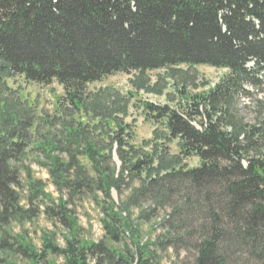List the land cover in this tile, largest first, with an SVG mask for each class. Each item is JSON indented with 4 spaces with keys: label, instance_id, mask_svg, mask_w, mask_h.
Here are the masks:
<instances>
[{
    "label": "trees",
    "instance_id": "obj_1",
    "mask_svg": "<svg viewBox=\"0 0 264 264\" xmlns=\"http://www.w3.org/2000/svg\"><path fill=\"white\" fill-rule=\"evenodd\" d=\"M199 64L226 73L201 92L175 87L176 106L144 102L154 128L139 146L123 116L111 115L126 113L117 105L96 106L103 116L93 125L78 118L34 141L30 109L0 106V264H48L52 254L62 264H162L168 249L175 259L192 250L190 264H264V119L245 123L234 110L246 86L264 93V0H0V84L17 75L56 81L76 111L88 108L87 85L105 76L137 72L140 89L146 71ZM30 152L46 160L57 199L24 163ZM124 188L117 205L111 190ZM84 194L101 209L103 238L83 243L72 233L61 246L43 231L37 248L25 223L43 214L74 232L73 204ZM132 207L141 208L136 220ZM158 209H168L162 235L137 239V220Z\"/></svg>",
    "mask_w": 264,
    "mask_h": 264
},
{
    "label": "rangeland",
    "instance_id": "obj_2",
    "mask_svg": "<svg viewBox=\"0 0 264 264\" xmlns=\"http://www.w3.org/2000/svg\"><path fill=\"white\" fill-rule=\"evenodd\" d=\"M226 73L225 69L215 68L209 65H194L186 66L180 65L173 69H158L145 72L146 87L137 89L133 84L137 72L131 73H115L105 76L99 81L91 82L87 85L88 102L84 110L76 111L70 104L63 98V88L56 81L46 84H36L26 81L22 76H14L7 79L5 84H0V106L3 103L14 104L18 108H29L33 115L34 120V140L39 139V135H61L63 126L72 123L74 120L80 118L82 121H88L90 125L96 123L97 119L103 116L98 112L96 106H108L111 109L115 105L119 109H125L126 113L121 110L110 111L111 115H118L122 117L123 123L127 124L128 129L131 130V138L129 141L135 146L141 145L144 140H149L152 137V130L154 124L151 120L145 118V110L142 106L144 102H152L155 104L168 103L171 106H176L177 101L180 99L179 94L175 91V87H185V91L189 93L201 92L213 86L221 77ZM249 90L247 94H242L234 101V110L243 119L245 123L253 124L258 120L264 119V93L261 89H255L251 86H246ZM170 97H174L170 99ZM82 116V117H81ZM198 125V124H196ZM93 134L96 136L95 131L102 129L100 125L93 128ZM176 142H171V153H177ZM149 147V146H146ZM66 159V155L64 154ZM46 161L40 152H30L25 159L26 163L32 173V176L41 179L44 184V190L51 195L53 199H57L60 195L48 172V168L40 164ZM80 163L87 166L89 170L90 164L88 159L80 155ZM119 161L115 154H113L112 167L119 166ZM198 164V159L192 157L187 160V165L195 166ZM91 174L94 173L91 170ZM21 179L25 182V174L21 172ZM138 185L134 182L133 187ZM129 189L124 188L121 195L112 189V197L115 204H119L122 200L126 199L129 195ZM21 195L24 198L25 191L21 190ZM101 197V193L97 192ZM65 197V195H63ZM74 216L76 218V229L74 232L68 231L65 227L58 224H51L43 214H40L30 223H25L24 230L27 231L28 237L36 245L37 248L41 245L40 236L43 231H53L56 236V241L59 245H64L63 238L76 234L83 243L96 242L103 238L104 230L102 225L103 214L98 205L93 201L91 194H84L74 202ZM149 205V202L144 201L142 208ZM141 208L132 207V219L136 220ZM168 209H158L153 217L149 219H138L140 234L137 239L154 241L158 236L162 235L165 228L160 226ZM77 226L79 227L77 229ZM15 231H19L16 227ZM129 242V240H126ZM162 264H190L192 261V250L184 252L178 259H175L174 251L168 249L162 253ZM48 264H62L63 258L59 255H48ZM23 263L29 264L28 261L22 260ZM33 264V263H30ZM35 264V263H34ZM42 264V263H36ZM90 264H93L90 262Z\"/></svg>",
    "mask_w": 264,
    "mask_h": 264
}]
</instances>
